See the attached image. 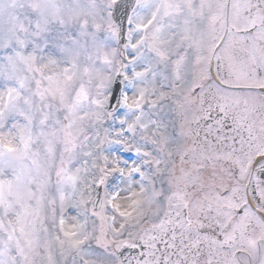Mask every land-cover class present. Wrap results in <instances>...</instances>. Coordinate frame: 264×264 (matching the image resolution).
<instances>
[{"label": "snow or ice", "instance_id": "obj_1", "mask_svg": "<svg viewBox=\"0 0 264 264\" xmlns=\"http://www.w3.org/2000/svg\"><path fill=\"white\" fill-rule=\"evenodd\" d=\"M0 264H264V0H0Z\"/></svg>", "mask_w": 264, "mask_h": 264}]
</instances>
